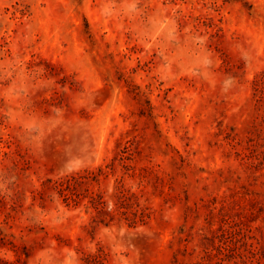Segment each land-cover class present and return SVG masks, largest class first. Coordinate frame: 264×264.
Returning a JSON list of instances; mask_svg holds the SVG:
<instances>
[{
  "label": "rangeland",
  "instance_id": "374dc122",
  "mask_svg": "<svg viewBox=\"0 0 264 264\" xmlns=\"http://www.w3.org/2000/svg\"><path fill=\"white\" fill-rule=\"evenodd\" d=\"M0 264H264V0H0Z\"/></svg>",
  "mask_w": 264,
  "mask_h": 264
}]
</instances>
